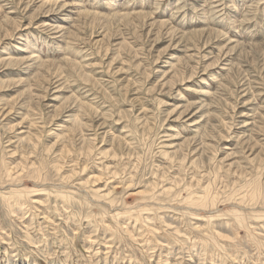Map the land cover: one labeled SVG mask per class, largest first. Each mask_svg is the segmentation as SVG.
<instances>
[{
  "label": "rangeland",
  "instance_id": "1",
  "mask_svg": "<svg viewBox=\"0 0 264 264\" xmlns=\"http://www.w3.org/2000/svg\"><path fill=\"white\" fill-rule=\"evenodd\" d=\"M107 2L0 0V264H264V0Z\"/></svg>",
  "mask_w": 264,
  "mask_h": 264
},
{
  "label": "bare ground",
  "instance_id": "2",
  "mask_svg": "<svg viewBox=\"0 0 264 264\" xmlns=\"http://www.w3.org/2000/svg\"><path fill=\"white\" fill-rule=\"evenodd\" d=\"M108 2L107 3H111L113 0H107ZM45 2V1H44ZM49 2V4H50V8L54 5V4H57L56 3V1L54 2V1H46V3H48ZM159 3H158V1H156V5H158ZM42 5H40V7H41ZM48 6V5H47ZM61 6H64V5H61ZM61 6H59L58 5V7H60L61 8ZM44 7V6H43ZM42 8V7H41ZM49 8V9H50ZM42 12H43V9H42ZM89 13V12H88ZM92 13H93V15H95V16H99L100 17V13H97V12H93L92 11ZM83 14V13H82ZM136 15H139V16H142V13H135ZM84 15V14H83ZM85 15H86V11H85ZM81 17H82V15H80ZM143 16H144V14H143ZM142 16V17H143ZM106 17V19H111V18H114L115 16L114 15H112L111 17L110 16H105ZM80 18V17H79ZM13 19H15V18H12V16L11 17H9V16H6L5 17V20H4V22L6 23V24H8L9 22H11ZM65 19V18H64ZM66 20H69V19H66ZM32 21V20H31ZM164 24H165V22H163ZM19 24V23H18ZM30 24H31V22H30ZM44 24V23H43ZM166 25V24H165ZM15 27V26H14ZM22 27H23V25H22ZM28 28V27H27ZM55 29H57V30H59V31H57V32H64V33H66L67 32V30H68V27H65V25L64 26H60V25H56L55 26ZM13 31V30H12ZM18 31V30H17ZM19 33V32H18ZM73 33H74V31H72V30H70L69 31V37H70V34L71 35H73ZM17 34V33H16ZM14 35V34H13ZM18 38H20V34L18 35ZM18 40V39H17ZM180 42V41H179ZM179 42H177L176 43V45L175 46H177L178 45V43ZM26 47V46H25ZM25 47H23V49L25 48ZM18 48V47H17ZM23 49H20V50H23ZM27 49V48H26ZM25 49V50H26ZM3 53V52H2ZM35 54V55H37L36 54V51L35 52H32V54ZM28 54V53H27ZM31 54V55H32ZM33 54V55H34ZM1 56V55H0ZM3 56V55H2ZM5 56V55H4ZM190 56V55H189ZM30 57V58H29ZM29 57H26V58H24V59H19V60H10V63H23V64H26L25 62H27V61H31V63L28 65V69H34V68H36L37 66H39L40 64H43V65H45L46 66V62L47 61H44V60H40L38 57H32V56H29ZM40 57V56H39ZM173 58V57H172ZM42 59V58H41ZM63 60V59H62ZM64 61H67V63H69L71 66H72V68H74L73 70H77V71H79V72H81V69H82V65L81 64H79V62L78 63H76V62H72L71 60H68V59H64ZM71 68V67H70ZM27 69V70H28ZM83 75V77L84 78H86V79H90L91 77H89V75H86V74H84V73H82ZM39 77H41L40 75H38L37 77H36V79H38ZM43 78V77H42ZM37 81V80H36ZM27 82V81H26ZM24 83V82H23ZM39 83V82H38ZM26 84V83H25ZM25 84H23L24 86H25ZM40 84H42V83H40ZM27 87V86H26ZM34 89V87L33 86H29L23 93L24 94H28V97H32L33 96V94H31L30 93V91L31 90H33ZM25 95V96H26ZM68 100H70V99H72V98H67ZM64 102H66V101H64ZM66 105V104H65ZM81 107H80V111L83 113V115H84V113H86V112H88L89 110H90V107H89V105H87V104H85V103H82L81 105H80ZM5 112V111H4ZM17 112V111H16ZM18 112H20V111H18ZM21 113V112H20ZM21 115V114H20ZM25 115H26V113H25ZM28 116V115H27ZM25 117V116H24ZM29 118V117H28ZM24 119V118H23ZM60 127H58L57 129H58V131L56 130V132H54V130L50 133V136H54L53 138H55L54 139V141H52V139L53 138H51L50 140H49V142H47V145H46V147H45V149L46 150H48V152H52V151H54V150H56V148L59 146V148H57V149H59L58 151H60V153H61V155H62V151H66V149L70 146V145H72V144H74L75 142H76V140H77V137H78V135L80 134V132H81V130L84 128V126H86V123H84L83 122V116H77V115H73V114H69L68 115V117L64 120V121H62V122H60ZM30 127H31V125H30ZM32 127H33V124H32ZM60 130V131H59ZM27 131V130H26ZM24 132V131H23ZM42 139V138H41ZM40 139H39V135H37V133L36 132H34V130L33 129H31L30 128V130L27 132V134L26 135H24V136H20V138L17 140L18 142H19V144L20 143H23V144H25V145H27V147H31V148H35L36 146H37V142L39 141ZM39 142H41V141H39ZM90 145V144H89ZM18 149V148H17ZM21 149V148H20ZM31 150V149H30ZM18 151V150H17ZM69 151V150H68ZM71 151V150H70ZM21 152H22V150H21ZM66 153H67V151H66ZM29 154V153H28ZM58 155V154H57ZM56 155V156H57ZM59 156V155H58ZM57 156V157H58ZM58 159V158H57ZM32 162V161H31ZM32 165H34V163H32L31 164V166ZM36 166V165H35ZM35 166H32L31 168H35ZM30 168V169H31ZM36 173V172H35ZM21 174V173H20ZM10 175H11V173H10ZM16 177V176H15ZM14 177V178H15ZM9 178V177H8ZM101 178V177H100ZM41 179V178H40ZM108 179V178H107ZM112 179V178H111ZM96 181H98V180H96ZM70 183V182H69ZM94 183V182H93ZM92 184V183H91ZM52 185H55V184H53L52 183ZM64 185V184H63ZM84 185H86V184H84ZM83 185V186H84ZM56 186V185H55ZM66 186V185H65ZM87 186V185H86ZM90 186H92V185H90ZM62 187V186H61ZM95 189V188H94ZM151 189V188H150ZM93 190V189H92ZM96 190V192L97 193H100L98 196L99 197H104V199H106L105 201H107L109 204H110V206H114V205H116L117 203H116V199L115 198H113V193L116 191V188L114 187L113 189H110V190H107L108 191V193H106V194H101V192L99 191V188H96L95 189ZM11 191H14L13 189H11L10 190V193H8V194H6L7 195V197H10V196H12V193H11ZM257 190H255V192H256ZM259 191V190H258ZM257 191V192H258ZM103 192V191H102ZM147 192H149V190L147 189L145 192H138V194H140V195H143V194H147ZM15 193L16 194H18L17 195V199L16 200H18V201H22L23 200V194H22V191H20V190H15ZM38 193H40V192H38ZM105 193V192H104ZM253 193V192H252ZM59 194H61V195H63L64 194V191H61ZM156 194H157V192H155V190L154 189H151L150 190V195H151V197H149V199H151L152 201H155L156 199H157V196H156ZM255 195V193L253 194V196ZM26 196H27V194H26ZM260 196V195H259ZM257 197V196H256ZM255 197V198H256ZM145 197L143 196L142 197V199H144ZM147 198V197H146ZM254 198V197H253ZM102 200H103V198H102ZM146 200V199H145ZM9 202H11V201H9ZM10 205V204H9ZM146 205H149V203L148 202H146L145 203V206ZM11 206H12V204H11ZM10 206V207H11ZM19 210H21V208H19ZM143 212L144 211V206L143 207H140V209H138V211L137 212ZM152 227V226H151ZM131 235V234H130ZM105 259V258H104ZM105 262V261H104Z\"/></svg>",
  "mask_w": 264,
  "mask_h": 264
}]
</instances>
